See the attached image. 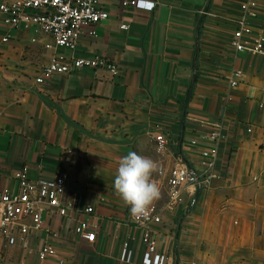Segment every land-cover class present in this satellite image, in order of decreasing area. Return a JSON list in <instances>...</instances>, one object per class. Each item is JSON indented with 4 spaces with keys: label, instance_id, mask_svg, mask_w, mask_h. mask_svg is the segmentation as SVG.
Here are the masks:
<instances>
[{
    "label": "crops",
    "instance_id": "0c3cea01",
    "mask_svg": "<svg viewBox=\"0 0 264 264\" xmlns=\"http://www.w3.org/2000/svg\"><path fill=\"white\" fill-rule=\"evenodd\" d=\"M154 1L148 11L103 0L108 19L75 49L0 21V192L16 188L14 174L24 167L31 179L67 174L76 209L47 219L60 235L58 255L66 264H141L144 229L113 187L119 159L135 151L171 166L180 156L203 170L201 150L210 144L211 122L221 119L222 176L198 189L194 202L186 196L162 211V221L151 225L157 250L169 255L168 264H199L200 239L220 233L236 250L227 264H264V55L236 53L231 45V18L245 0ZM255 24L264 31L263 7ZM95 54L114 60L119 74L82 68L36 82L55 56ZM234 68L243 75L231 87ZM159 124L164 150L154 137ZM89 204L92 212H83ZM81 220L93 225V242L75 233ZM45 236L32 232L29 250L5 246L0 237V264H57L39 258Z\"/></svg>",
    "mask_w": 264,
    "mask_h": 264
},
{
    "label": "built area",
    "instance_id": "2783aa9c",
    "mask_svg": "<svg viewBox=\"0 0 264 264\" xmlns=\"http://www.w3.org/2000/svg\"><path fill=\"white\" fill-rule=\"evenodd\" d=\"M121 7H133L141 10H152L154 0H113ZM103 0H0V21L8 28L33 29L37 33L49 35L54 44L61 48L75 49L83 34L96 36L97 24L108 19L109 13ZM264 8L258 0H245L240 13L231 18L234 25L232 48L236 53L250 52L264 55V31L256 24L259 10ZM128 23H122V29H128ZM11 38L7 31L4 39ZM105 68L112 75L119 74L118 64L103 55L91 57H53L44 65L36 76V82H44L55 74H67L75 69ZM242 70L234 68L227 76L231 87H236ZM212 130L208 134L210 144L201 150V155L208 160L203 170H197L182 157L176 156L171 166L158 165L157 176L165 184L167 202L164 206L154 203L147 218L132 220L143 230L141 264H168L169 255L157 250V239L151 225L162 221V211L173 209L182 203L186 196L195 201L198 189H208L213 181L222 176L219 167V143L223 135V120L211 122ZM154 137L159 150L167 147L168 140L161 124ZM251 130V129H249ZM1 161V156H0ZM16 188L0 192V237L5 246H20L23 250L30 248L32 232L46 231V236L38 249L41 261L55 259L57 264H66V259L58 255L56 240L60 237L47 223L53 215L67 216L70 210L76 209V202L67 197L69 177L65 173L31 179L26 167L15 172ZM92 212V206L82 209ZM82 239L93 242L96 232L93 225L85 220L79 221L74 228ZM127 246L123 248L121 258L125 259Z\"/></svg>",
    "mask_w": 264,
    "mask_h": 264
},
{
    "label": "clouds",
    "instance_id": "9594fccd",
    "mask_svg": "<svg viewBox=\"0 0 264 264\" xmlns=\"http://www.w3.org/2000/svg\"><path fill=\"white\" fill-rule=\"evenodd\" d=\"M157 170L155 161L135 151L118 161L113 187L134 219L147 218L153 204L161 197L160 188L152 178Z\"/></svg>",
    "mask_w": 264,
    "mask_h": 264
},
{
    "label": "rangeland",
    "instance_id": "374dc122",
    "mask_svg": "<svg viewBox=\"0 0 264 264\" xmlns=\"http://www.w3.org/2000/svg\"><path fill=\"white\" fill-rule=\"evenodd\" d=\"M154 181L158 184L161 192V197L159 200H157L155 203L159 206H164L167 202V195L165 192V184L161 178H159L156 175V178H154ZM167 209H165V212ZM170 215V214H169ZM177 221V219H175ZM219 235H207L202 237L200 240V251L202 253V257H200L199 264H227L228 263V257L229 254L231 255V252L236 251L234 248L230 247V244L232 242L233 238L226 237V236H220ZM234 244V242H233ZM236 247V244H234ZM240 255H243V252ZM243 260H245L244 257H242Z\"/></svg>",
    "mask_w": 264,
    "mask_h": 264
},
{
    "label": "trees",
    "instance_id": "16d2710c",
    "mask_svg": "<svg viewBox=\"0 0 264 264\" xmlns=\"http://www.w3.org/2000/svg\"><path fill=\"white\" fill-rule=\"evenodd\" d=\"M199 196V192H197V194H196V197H198Z\"/></svg>",
    "mask_w": 264,
    "mask_h": 264
}]
</instances>
